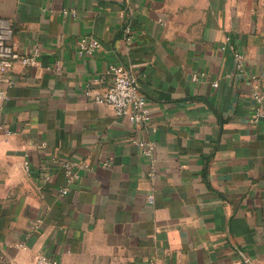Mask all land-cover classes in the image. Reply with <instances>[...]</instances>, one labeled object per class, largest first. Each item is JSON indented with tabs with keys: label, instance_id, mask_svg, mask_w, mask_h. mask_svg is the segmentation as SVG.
<instances>
[{
	"label": "crops",
	"instance_id": "crops-1",
	"mask_svg": "<svg viewBox=\"0 0 264 264\" xmlns=\"http://www.w3.org/2000/svg\"><path fill=\"white\" fill-rule=\"evenodd\" d=\"M0 16L39 51L1 85L0 264H264V0H0ZM112 64L148 124L85 93Z\"/></svg>",
	"mask_w": 264,
	"mask_h": 264
},
{
	"label": "built area",
	"instance_id": "built-area-1",
	"mask_svg": "<svg viewBox=\"0 0 264 264\" xmlns=\"http://www.w3.org/2000/svg\"><path fill=\"white\" fill-rule=\"evenodd\" d=\"M126 41L131 44L133 36L131 29H126ZM14 26L10 19L0 16V131L6 130V124L2 120L3 102L7 98L6 92L1 89L3 83H11L10 71L15 63L21 62L23 65H33L37 63L39 51L36 49L33 54L20 52L13 42ZM102 47L101 42L96 38L83 37L80 42V52L82 54H93ZM227 48V44L223 46ZM240 66L244 65V53L234 51ZM109 72L114 74L112 85L103 92L95 91L90 85L85 88V93L92 97L97 103H108L112 105L117 114L128 122L136 125H145L151 121V107L146 96L140 90V86L135 76L123 65L112 64ZM195 80L199 79V74H194ZM254 85L253 97L257 102H262L264 95L258 83L257 76H252ZM140 143L147 154L154 151V142L150 140L136 141ZM69 166V163H64ZM68 189L64 188L63 193ZM30 264H58L56 259H52L43 253H38Z\"/></svg>",
	"mask_w": 264,
	"mask_h": 264
}]
</instances>
